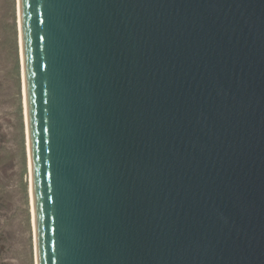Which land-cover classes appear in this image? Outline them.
<instances>
[{
    "label": "water",
    "instance_id": "water-1",
    "mask_svg": "<svg viewBox=\"0 0 264 264\" xmlns=\"http://www.w3.org/2000/svg\"><path fill=\"white\" fill-rule=\"evenodd\" d=\"M38 264H264V0H20Z\"/></svg>",
    "mask_w": 264,
    "mask_h": 264
},
{
    "label": "rangeland",
    "instance_id": "rangeland-1",
    "mask_svg": "<svg viewBox=\"0 0 264 264\" xmlns=\"http://www.w3.org/2000/svg\"><path fill=\"white\" fill-rule=\"evenodd\" d=\"M19 0H0V264H37Z\"/></svg>",
    "mask_w": 264,
    "mask_h": 264
},
{
    "label": "bare ground",
    "instance_id": "bare-ground-1",
    "mask_svg": "<svg viewBox=\"0 0 264 264\" xmlns=\"http://www.w3.org/2000/svg\"><path fill=\"white\" fill-rule=\"evenodd\" d=\"M19 21H20V50H21V56H22V79H23V87L25 92V117H26V123H27V152L29 156V168H30V174H31V184H32V167H31V153H30V138H29V130H28V114H27V93H26V83H25V74H24V61H23V45H22V22H21V9H20V0H19ZM32 198H33V191H32ZM33 216H34V230H35V247H36V261H37V239H36V222H35V213H34V200H33ZM38 264V263H37Z\"/></svg>",
    "mask_w": 264,
    "mask_h": 264
}]
</instances>
